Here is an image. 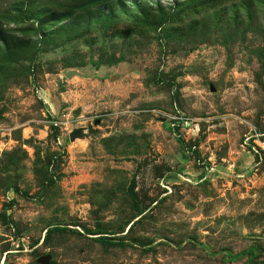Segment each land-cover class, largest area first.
Wrapping results in <instances>:
<instances>
[{
	"label": "rangeland",
	"instance_id": "1",
	"mask_svg": "<svg viewBox=\"0 0 264 264\" xmlns=\"http://www.w3.org/2000/svg\"><path fill=\"white\" fill-rule=\"evenodd\" d=\"M0 264H264V0H0Z\"/></svg>",
	"mask_w": 264,
	"mask_h": 264
},
{
	"label": "water",
	"instance_id": "2",
	"mask_svg": "<svg viewBox=\"0 0 264 264\" xmlns=\"http://www.w3.org/2000/svg\"><path fill=\"white\" fill-rule=\"evenodd\" d=\"M79 135H80V131H76V132H74L72 135H71V140L72 141H74V140H76L78 137H79Z\"/></svg>",
	"mask_w": 264,
	"mask_h": 264
},
{
	"label": "trees",
	"instance_id": "3",
	"mask_svg": "<svg viewBox=\"0 0 264 264\" xmlns=\"http://www.w3.org/2000/svg\"><path fill=\"white\" fill-rule=\"evenodd\" d=\"M142 215V214H141ZM140 216V215H139ZM102 235V234H101ZM111 240V239H110ZM109 239L107 238H103V241L106 242V244H109V245H114V243H112V241H110Z\"/></svg>",
	"mask_w": 264,
	"mask_h": 264
}]
</instances>
